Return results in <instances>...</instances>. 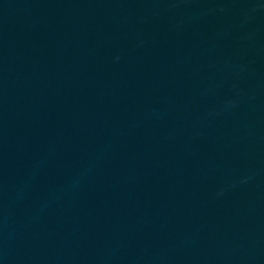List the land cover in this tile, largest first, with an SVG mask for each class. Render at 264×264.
<instances>
[{"label":"water","instance_id":"1","mask_svg":"<svg viewBox=\"0 0 264 264\" xmlns=\"http://www.w3.org/2000/svg\"><path fill=\"white\" fill-rule=\"evenodd\" d=\"M0 264H264V0H0Z\"/></svg>","mask_w":264,"mask_h":264}]
</instances>
